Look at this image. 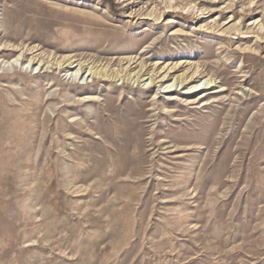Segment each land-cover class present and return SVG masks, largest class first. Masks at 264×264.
I'll use <instances>...</instances> for the list:
<instances>
[{"label": "rangeland", "instance_id": "obj_1", "mask_svg": "<svg viewBox=\"0 0 264 264\" xmlns=\"http://www.w3.org/2000/svg\"><path fill=\"white\" fill-rule=\"evenodd\" d=\"M0 264H264V0H0Z\"/></svg>", "mask_w": 264, "mask_h": 264}, {"label": "bare ground", "instance_id": "obj_2", "mask_svg": "<svg viewBox=\"0 0 264 264\" xmlns=\"http://www.w3.org/2000/svg\"><path fill=\"white\" fill-rule=\"evenodd\" d=\"M166 70H167V69H166ZM173 71H174V70H172V69L168 70V72L166 73V75H162V73L165 74V72H159V73L153 72V74H151V77L149 78V83L145 84L146 89H150V88H152V87H155V86H156L157 84H159V83H164V82H166V81L168 80V78H169V74H171ZM73 74H74V73H73ZM77 74H79V75H80V78H82V76H84L85 72L82 71V68L80 67V69H79L78 71H76V75H77ZM70 75H72V73H71ZM137 75H138V77H137V79L134 81V83L136 84V86H138L140 83L146 81V80H141V81H140V79H141V75H140L139 73H138ZM161 75H162L163 77H161ZM91 76H92L93 80L98 78V76L96 75V72H92V71L90 70V73H89V75H87V78H89V77H91ZM198 76H199V74H194L193 77H191L190 80H193V81H194V79H197ZM160 77H161V78H160ZM70 79H71V77H70ZM158 79H159V80H158ZM71 80H72V79H71ZM157 80H158V81H157ZM73 81H75V79H73ZM183 85H185V82H184V81H182V82H180V83L175 82L174 84H172L171 87H169V90H167V92H168V93H169V92H176V91L178 90V87H179V86H183ZM211 87H213V85H210L209 83L204 82L202 85H196V86H194V87H191V88H190V93H196V92H199V91H201V90H203V89H209V88H211ZM154 96H155V95H154ZM154 98H155V97H154Z\"/></svg>", "mask_w": 264, "mask_h": 264}]
</instances>
